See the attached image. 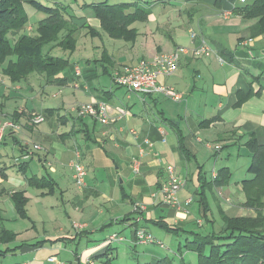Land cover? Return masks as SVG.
I'll use <instances>...</instances> for the list:
<instances>
[{
	"label": "crops",
	"instance_id": "1",
	"mask_svg": "<svg viewBox=\"0 0 264 264\" xmlns=\"http://www.w3.org/2000/svg\"><path fill=\"white\" fill-rule=\"evenodd\" d=\"M80 1L67 5L66 18L77 26L76 32L85 30V38L99 39L97 44L91 43L94 54L87 58V70L94 75L92 65H100L101 73L113 80L112 88H92L89 74L81 71L76 77L75 65L71 75L64 70L47 79L48 85L71 88L73 99L62 95L60 101H53L41 88L38 98L28 100L20 92L26 89L34 93V85L44 75L31 74L12 82L3 72L6 63L0 65V125L8 119L21 124L20 130H7L0 140V264H85L88 258L95 264H144L164 256L174 257L177 264H197L194 252L186 251L182 256L178 250L168 252L175 248L167 233H174L168 227L211 230L202 218V185L203 201L217 226L221 211L231 216L256 214L243 206L242 181L236 188L226 187L233 175L231 166L217 168L215 164L206 173L199 158L204 150L217 157L231 147L246 148L251 158L246 145L251 134L258 144H264V34L253 37L251 27L257 19H246L234 11L251 0H147L148 18L130 26L137 30L134 41L110 37L101 28L90 5L104 0ZM25 10L29 25L21 33L33 34L45 16L33 20L30 13L36 9L26 4ZM202 38L212 48L209 55H182L172 75L159 76V84L182 95L180 100L170 99L176 106L160 109V101L169 99L167 96L139 94L115 82L123 66L180 46L195 47ZM52 46L45 50L52 48L51 54L59 56L55 53L59 47ZM76 82L80 93L76 92ZM100 101L107 104L113 121L103 124L89 116L78 117L71 110L80 103ZM119 109H124L125 115L120 116ZM33 113L43 114L45 121L33 124ZM178 134L183 135L188 156L181 151ZM35 143L43 150H34ZM208 143L220 146L219 150L209 148ZM77 160L87 169L83 188L76 185L74 171L69 168ZM169 164L185 180L178 199L186 213L164 204L159 192L168 178ZM224 167L231 174L228 184L210 188L213 172L217 174ZM32 176L46 180L43 187L32 186ZM19 191L28 199L25 217L17 212L13 200ZM209 191L217 206L211 205ZM235 193L237 204L232 203ZM56 194L67 207L70 228L61 223L52 225L58 222L53 213L58 203L50 205L47 198ZM189 198L193 199L190 204ZM135 205L145 206L140 216ZM149 224L161 227L165 232L159 229L157 236L164 242L168 239L171 246L139 243L135 230L144 228L153 233ZM181 230L177 235L183 234L185 239ZM114 233L123 239L108 243Z\"/></svg>",
	"mask_w": 264,
	"mask_h": 264
},
{
	"label": "trees",
	"instance_id": "2",
	"mask_svg": "<svg viewBox=\"0 0 264 264\" xmlns=\"http://www.w3.org/2000/svg\"><path fill=\"white\" fill-rule=\"evenodd\" d=\"M147 0L111 3L104 0L93 3L95 17L101 22V28L117 39L134 41L137 30L130 28L135 21L148 18ZM33 6L46 16L38 22L36 33H21L29 23L25 5ZM246 19H257L251 27L252 36L264 34V0H251L242 8L234 10ZM67 5L47 6L39 0H0V65L6 63L3 72L12 82L26 79L32 73L44 75L48 81L70 64L68 58L51 54L52 48L58 46L73 53L76 49L74 34L77 26L66 18ZM64 36L61 37V34ZM179 135L181 151L188 156L183 145V135ZM252 153L247 172L251 177L242 180L245 200L243 206L255 211V215L231 216L220 212L219 226L210 217V207L203 201L205 186H201L199 195L203 205V220L211 225V230L184 229L185 239L179 244L178 254L194 252L197 264H264V144H258L254 134L246 142ZM231 177L227 167L218 170L210 188L225 186ZM46 180L36 176L29 177L32 186L43 187ZM203 189V190H202ZM13 200L17 212L26 216L27 197L23 191L15 192ZM171 232L179 234L177 227H168ZM167 228V229H168ZM1 238V236H0ZM142 264V263H137ZM144 264H177L174 257L164 256L155 262Z\"/></svg>",
	"mask_w": 264,
	"mask_h": 264
},
{
	"label": "built area",
	"instance_id": "3",
	"mask_svg": "<svg viewBox=\"0 0 264 264\" xmlns=\"http://www.w3.org/2000/svg\"><path fill=\"white\" fill-rule=\"evenodd\" d=\"M195 39L196 34H191ZM212 52V48L205 39H201L199 45L193 46H180L170 53H158L153 59H142L138 63L128 64L116 74L115 82L129 90L139 94H154L159 93L172 98L174 100H180L182 95L178 93L174 88L159 84V76L172 75L179 66L182 55L197 58L205 55H209ZM220 61H223L220 59ZM76 77L81 76V70L79 67L75 70ZM75 87L79 88L78 82L75 83ZM71 110L75 111L78 117H92L99 122L106 124L113 121L114 118L110 117L107 113V104L105 102L95 103H80L71 107ZM120 116L125 115L124 109H119ZM45 116L39 113H33L31 115V122L33 124H40L45 121ZM21 128L15 120H5L0 125V140H2L5 131H18ZM209 148L219 150L220 146H213L210 143L207 144ZM33 148L37 151L43 150L40 144L35 143ZM77 155L79 152L77 151ZM71 166L74 171V181L79 188H83L86 184L87 169L86 166L79 160L74 161ZM168 178L159 190L162 195L164 204L173 206L178 212H188L183 209L182 203L178 199L179 191L184 187L185 180L179 177L176 173L175 166L172 164L167 165ZM216 172H213V177L216 178ZM192 198L187 199V203L192 202ZM144 205H135V210L143 211ZM135 237L139 243H157L161 247H165L164 242L158 240L150 231L144 228H137L135 230ZM123 239L118 234H112L108 237L107 242L112 243L116 240ZM85 264H95L92 258H88Z\"/></svg>",
	"mask_w": 264,
	"mask_h": 264
},
{
	"label": "rangeland",
	"instance_id": "4",
	"mask_svg": "<svg viewBox=\"0 0 264 264\" xmlns=\"http://www.w3.org/2000/svg\"><path fill=\"white\" fill-rule=\"evenodd\" d=\"M39 1L42 2L43 4L47 5V6L48 5L49 6H55L57 3L62 4V5H68L70 2H76V3L81 2L80 0H39ZM109 1L111 3H120V2H124L126 0H109ZM143 1L145 2V0H143ZM30 16H31V19L34 20V18H37L39 16H46V15L42 12H38L37 10H34V12L30 13ZM28 25H29V23H28ZM84 32H85L84 29L78 30L76 32L75 36L78 40V44L76 47L77 49H75L76 51H74L73 54H70L69 52L62 50L60 47H59V50L55 51V53H58L59 56L70 59V66H68L65 69V72L68 75H71V72L73 70V66L77 65L79 68H81V71L83 74H89L88 79L91 80L90 82L92 84V88H94V86H96V87L106 86V88H108V89L112 88L113 80H111V77L109 75L101 73V66L100 65H95V64L92 65L91 70L92 69L93 70L91 72L95 73L94 75H92V73H89L90 70H87L89 67L87 64V58L90 57L92 54H94V48H92L91 43L97 44L99 42V39H93L91 36H86V38H85V36L83 35ZM31 33H36V28ZM248 35H249V32L247 33V36ZM105 38H106V40H108L109 37L106 36ZM95 53H96V56L99 55L98 52H95ZM153 57H149L147 59H153ZM135 63H138V61H136ZM35 75H41V74L32 73V76H35ZM43 78H45L46 82L44 81ZM43 78H41L39 80L38 84L34 85V88H35L34 93L31 92L30 90L24 89L23 91L20 92L19 95L25 99L27 98L28 100H30L31 98H35V97L38 98L37 95H38V93H40V89L43 88V89H45V94L49 98H52L53 101H60L62 98V95H65L64 97H66L67 95L68 96L71 95L70 99H73V97H72L73 93H72L71 88H63V87L58 88L56 85H50V84L48 85L47 78L45 76ZM80 91H82V90H80V89L76 90L77 93H80ZM14 95H16V94H14ZM170 99L171 98L160 101L159 108L163 109V108H165V106H167V107L176 106V104L173 101H170ZM52 106H56V105L53 104ZM204 151L205 152L202 155H200L199 158L201 159L200 163L203 164L204 171L206 173H209L211 168L215 164H216L217 168H220V167L226 166V165L231 166L233 175H232V178L230 180V184L228 186H226L227 188H232V187L236 188V187H238V183H240L244 178L250 177V174L247 172V169L250 165L251 158H250V156L247 155L248 150L246 148H244V147L243 148H238V147L225 148V149L221 150V152L219 153V155L217 157L212 156V153H210L208 150H204ZM238 152H240V154ZM69 168L71 169V172H72L73 167L71 166V164L69 165ZM66 169H67V167H66ZM90 172H92V171H90ZM32 190H34V189H32ZM216 194L217 193H215V195ZM208 195H209L208 199H209L211 205L217 206V203L214 201V198H213V193L209 191ZM236 195H237L236 193L233 194L235 201H233L232 203L237 204L239 197ZM243 197H244V194H243ZM47 201L50 205L55 204L56 202L58 203V207H56L55 210H53V213L58 217V222L52 223V225H56L58 223H61V224H65V226L67 228H70L72 226V223L69 220L68 215L65 213V210H67V207H65L62 204V202L59 198V195L56 194L55 196H49L47 198ZM93 201H92V205L94 204ZM195 205H197L196 201L194 202V207H195ZM90 211L92 212V209ZM134 211L139 216L142 213V211H137V210H134ZM93 213H94V215L96 213L95 206H93ZM139 219H140V217H137V220H139ZM80 222H82V221H80ZM148 227L150 230L153 231L152 234L158 240H160L159 237L157 236L158 235L157 232L159 229H162V228L159 226H156V225H152V224H149ZM109 228H110V226L107 227V229H109ZM46 229H51V228L46 226ZM40 232H42V230H40ZM51 232H54V231H51ZM114 234H117V233H114ZM167 234L171 237V239H173V242H174L173 247L175 248V249H170V251H168V252H172V251L174 252V251L178 250L179 242L180 241L182 242V240H184L183 234L180 235V237H179V235L174 234V233H167ZM162 242H164V241L162 240ZM164 243L166 245L167 244L170 245V242L168 239ZM155 245H158V244H155ZM167 250H169V249H167Z\"/></svg>",
	"mask_w": 264,
	"mask_h": 264
}]
</instances>
